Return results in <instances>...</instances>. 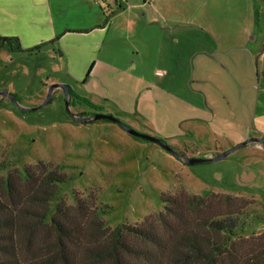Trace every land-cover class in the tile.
Segmentation results:
<instances>
[{
	"label": "crops",
	"instance_id": "1",
	"mask_svg": "<svg viewBox=\"0 0 264 264\" xmlns=\"http://www.w3.org/2000/svg\"><path fill=\"white\" fill-rule=\"evenodd\" d=\"M224 1L0 0V36L15 39L0 49L45 51L93 114L217 155L251 137L254 95L247 8Z\"/></svg>",
	"mask_w": 264,
	"mask_h": 264
},
{
	"label": "rangeland",
	"instance_id": "2",
	"mask_svg": "<svg viewBox=\"0 0 264 264\" xmlns=\"http://www.w3.org/2000/svg\"><path fill=\"white\" fill-rule=\"evenodd\" d=\"M225 5L247 8L241 14L242 24L247 26V45L254 54L247 72V83L254 87L248 139L258 138L264 143V81L257 77L264 62V0H226ZM54 64L45 51L25 54L0 49V92L15 98L0 96L1 177L9 172L20 174L39 163L57 168L66 180L57 186L53 210L61 201L70 207L83 201L88 213H103L111 229L140 225L148 216L163 212L167 195L184 192L204 197L213 193L217 196L210 199L211 211L234 212L238 218L234 232L237 249L260 258L253 261L250 257L239 264H264L262 143H250L219 162L188 166L161 146L127 134L116 123L75 121L71 113L87 117L95 112L94 105L83 100L78 89V99L70 96L69 110L65 91L56 89L47 106L22 111L20 107L40 106L51 85L66 81L52 71ZM171 148L186 157L215 156H203L205 147H200L198 156L191 155L195 150Z\"/></svg>",
	"mask_w": 264,
	"mask_h": 264
},
{
	"label": "trees",
	"instance_id": "3",
	"mask_svg": "<svg viewBox=\"0 0 264 264\" xmlns=\"http://www.w3.org/2000/svg\"><path fill=\"white\" fill-rule=\"evenodd\" d=\"M14 40L0 36V45ZM257 77L264 81V62ZM65 180L44 163L0 175V264H239L253 256L237 249L235 213L211 211L213 193L167 195L163 212L111 229L83 201L53 210Z\"/></svg>",
	"mask_w": 264,
	"mask_h": 264
},
{
	"label": "water",
	"instance_id": "4",
	"mask_svg": "<svg viewBox=\"0 0 264 264\" xmlns=\"http://www.w3.org/2000/svg\"><path fill=\"white\" fill-rule=\"evenodd\" d=\"M56 89H62L65 91L66 97H67V109L69 110L70 88L67 85L58 84V83L53 84L49 87L47 97H46L45 101L40 106H38L36 108H22V107H20V109L22 111L26 112V111H30V110H37V109H40L42 107L47 106L51 102L52 95ZM0 96H6L9 99L15 101V98L13 97V95L11 93L0 92ZM71 116L75 121H77L79 123H84V124L102 121V120L116 123L120 127H122L125 130V132L128 133L129 135H132L134 137H137V138H140V139H143V140H146L148 142H152V143H155V144L161 146L163 149L167 150L168 152H170L171 154L176 156V158L182 160L185 164H187L189 166L196 165V164H206V163L219 162V161H222L225 158H227L231 153L247 146L250 143H256V142H258L259 144L262 143V141L258 138H251V139H248L247 141H245V142H243V143H241V144H239V145H237V146H235L229 150H226L222 153H219L213 157H208V158L186 157V156H182V155L178 154L173 148H171L163 140H161L155 136H152V135L139 133L135 129L129 127L128 125L123 123L119 118H117L113 115L103 114V113H95V114H93L91 116H87V117H76V115L74 113H71ZM262 144L261 145L264 148V143H262Z\"/></svg>",
	"mask_w": 264,
	"mask_h": 264
},
{
	"label": "built area",
	"instance_id": "5",
	"mask_svg": "<svg viewBox=\"0 0 264 264\" xmlns=\"http://www.w3.org/2000/svg\"><path fill=\"white\" fill-rule=\"evenodd\" d=\"M111 2L118 3V4H128L132 0H110ZM154 0H143L144 4H151Z\"/></svg>",
	"mask_w": 264,
	"mask_h": 264
}]
</instances>
